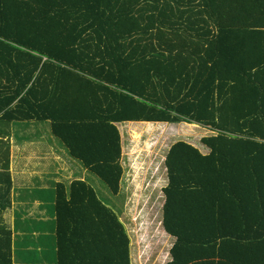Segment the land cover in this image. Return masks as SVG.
Masks as SVG:
<instances>
[{
	"label": "trees",
	"instance_id": "obj_1",
	"mask_svg": "<svg viewBox=\"0 0 264 264\" xmlns=\"http://www.w3.org/2000/svg\"><path fill=\"white\" fill-rule=\"evenodd\" d=\"M29 121L49 122L112 194L117 124L211 130L208 154L184 140L166 154L165 264H264V0H0V136ZM55 217L57 264H131L123 223L86 179L57 182ZM0 264H14L1 223Z\"/></svg>",
	"mask_w": 264,
	"mask_h": 264
},
{
	"label": "rangeland",
	"instance_id": "obj_2",
	"mask_svg": "<svg viewBox=\"0 0 264 264\" xmlns=\"http://www.w3.org/2000/svg\"><path fill=\"white\" fill-rule=\"evenodd\" d=\"M128 123L116 125L122 134L120 162L123 167L117 194L110 193L107 185L77 160L64 167L59 176L63 174L62 177H66V185L76 177L86 179L96 189L101 200L116 212L130 240L131 264H165L169 258L168 249L175 241L162 226L165 202L162 188L168 182L166 154L179 140L187 141L207 154L209 150L201 140L214 133L197 124L164 123L166 125L156 127V130L148 129V132L143 131L146 128L143 124ZM46 125L50 128L49 123L38 121L18 122L13 127L30 128L33 131L46 128ZM130 130L140 136L133 138ZM37 154L46 155V150H37ZM44 169L49 172L56 168L48 163Z\"/></svg>",
	"mask_w": 264,
	"mask_h": 264
},
{
	"label": "crops",
	"instance_id": "obj_3",
	"mask_svg": "<svg viewBox=\"0 0 264 264\" xmlns=\"http://www.w3.org/2000/svg\"><path fill=\"white\" fill-rule=\"evenodd\" d=\"M14 123L18 122L11 123L5 137L0 136V171L3 170V152L9 148L12 180L11 206L0 212V223L12 232L14 264H57L56 185L57 182L66 184V177L59 176V172L61 174V170L76 159L52 134L51 126L32 131L30 128H14ZM39 145L40 149H37ZM37 150H46V155L37 154ZM48 163L56 169L45 171ZM37 167L39 169H35ZM6 177L0 175V181H5ZM34 223L37 224L34 226ZM170 248L166 262L171 259Z\"/></svg>",
	"mask_w": 264,
	"mask_h": 264
}]
</instances>
